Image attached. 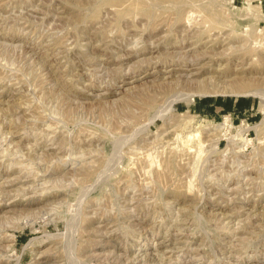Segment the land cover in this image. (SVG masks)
Segmentation results:
<instances>
[{
  "label": "rangeland",
  "instance_id": "rangeland-1",
  "mask_svg": "<svg viewBox=\"0 0 264 264\" xmlns=\"http://www.w3.org/2000/svg\"><path fill=\"white\" fill-rule=\"evenodd\" d=\"M0 264H264V0H0Z\"/></svg>",
  "mask_w": 264,
  "mask_h": 264
},
{
  "label": "bare ground",
  "instance_id": "bare-ground-1",
  "mask_svg": "<svg viewBox=\"0 0 264 264\" xmlns=\"http://www.w3.org/2000/svg\"><path fill=\"white\" fill-rule=\"evenodd\" d=\"M201 71V70H200ZM197 74V73H196ZM192 76V75H191ZM234 80V79H233ZM199 83V82H198ZM224 85V84H223ZM253 81L250 79H236L229 84H226L222 89L213 82L202 83L198 85L200 94H216V93H231V94H248V95H259L257 90H253Z\"/></svg>",
  "mask_w": 264,
  "mask_h": 264
}]
</instances>
